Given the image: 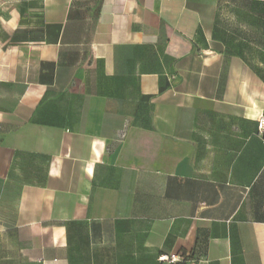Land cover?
Listing matches in <instances>:
<instances>
[{
    "label": "crops",
    "instance_id": "1",
    "mask_svg": "<svg viewBox=\"0 0 264 264\" xmlns=\"http://www.w3.org/2000/svg\"><path fill=\"white\" fill-rule=\"evenodd\" d=\"M212 11L0 0V264H264V98Z\"/></svg>",
    "mask_w": 264,
    "mask_h": 264
},
{
    "label": "rangeland",
    "instance_id": "2",
    "mask_svg": "<svg viewBox=\"0 0 264 264\" xmlns=\"http://www.w3.org/2000/svg\"><path fill=\"white\" fill-rule=\"evenodd\" d=\"M214 11L206 19L204 39L222 53L224 77H235L231 66L244 63L245 81L261 84L264 98V0H212Z\"/></svg>",
    "mask_w": 264,
    "mask_h": 264
},
{
    "label": "built area",
    "instance_id": "3",
    "mask_svg": "<svg viewBox=\"0 0 264 264\" xmlns=\"http://www.w3.org/2000/svg\"><path fill=\"white\" fill-rule=\"evenodd\" d=\"M257 122H258L259 131L264 132V112L260 113V115L258 116ZM170 260L175 261L177 260V257L173 255L171 256Z\"/></svg>",
    "mask_w": 264,
    "mask_h": 264
}]
</instances>
